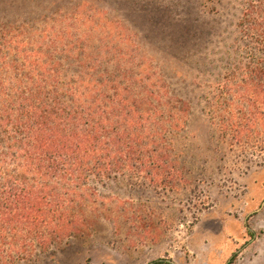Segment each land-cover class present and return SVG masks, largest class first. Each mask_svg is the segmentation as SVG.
Returning a JSON list of instances; mask_svg holds the SVG:
<instances>
[{
    "label": "rangeland",
    "instance_id": "rangeland-1",
    "mask_svg": "<svg viewBox=\"0 0 264 264\" xmlns=\"http://www.w3.org/2000/svg\"><path fill=\"white\" fill-rule=\"evenodd\" d=\"M243 3L0 0V34L10 31L19 42L37 40L79 5L82 19L112 22L116 46L137 50L158 82L163 116L173 125L169 182L125 174L98 184L104 207L91 232L26 264H264V115L253 117L239 94L249 68H264V54L239 34ZM89 34L84 51L92 56L102 45ZM63 66L70 72L77 63Z\"/></svg>",
    "mask_w": 264,
    "mask_h": 264
},
{
    "label": "trees",
    "instance_id": "trees-1",
    "mask_svg": "<svg viewBox=\"0 0 264 264\" xmlns=\"http://www.w3.org/2000/svg\"><path fill=\"white\" fill-rule=\"evenodd\" d=\"M243 5L239 34L264 54V0ZM81 8L37 40L0 34V264H26L88 235L104 207L98 184L125 174L159 184L173 178L165 153L173 125L158 82L137 50L117 47L112 22L82 19ZM89 24L88 33H71ZM91 32L102 45L92 56L84 51ZM69 62L77 63L70 72ZM241 83L240 99L263 116L264 68L256 62Z\"/></svg>",
    "mask_w": 264,
    "mask_h": 264
},
{
    "label": "water",
    "instance_id": "water-1",
    "mask_svg": "<svg viewBox=\"0 0 264 264\" xmlns=\"http://www.w3.org/2000/svg\"><path fill=\"white\" fill-rule=\"evenodd\" d=\"M168 263H171V262L168 261ZM171 264H173V263H171Z\"/></svg>",
    "mask_w": 264,
    "mask_h": 264
}]
</instances>
